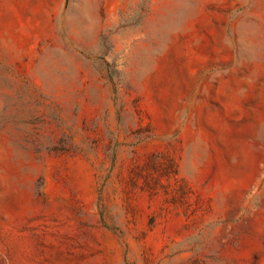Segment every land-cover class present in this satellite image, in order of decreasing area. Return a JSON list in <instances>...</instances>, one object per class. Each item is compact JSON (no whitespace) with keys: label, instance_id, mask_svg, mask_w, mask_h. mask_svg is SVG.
Wrapping results in <instances>:
<instances>
[{"label":"rangeland","instance_id":"obj_1","mask_svg":"<svg viewBox=\"0 0 264 264\" xmlns=\"http://www.w3.org/2000/svg\"><path fill=\"white\" fill-rule=\"evenodd\" d=\"M0 264H264V0H0Z\"/></svg>","mask_w":264,"mask_h":264}]
</instances>
